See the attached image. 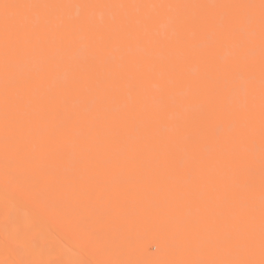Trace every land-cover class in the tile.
<instances>
[{
  "label": "bare ground",
  "instance_id": "6f19581e",
  "mask_svg": "<svg viewBox=\"0 0 264 264\" xmlns=\"http://www.w3.org/2000/svg\"><path fill=\"white\" fill-rule=\"evenodd\" d=\"M0 264H264V0H0Z\"/></svg>",
  "mask_w": 264,
  "mask_h": 264
},
{
  "label": "snow or ice",
  "instance_id": "6c2138e0",
  "mask_svg": "<svg viewBox=\"0 0 264 264\" xmlns=\"http://www.w3.org/2000/svg\"><path fill=\"white\" fill-rule=\"evenodd\" d=\"M3 7H4L5 9H8V8H10V7H21V6H20V5H9V4H4ZM7 20H8V17L6 16V17H5L6 25H7Z\"/></svg>",
  "mask_w": 264,
  "mask_h": 264
}]
</instances>
